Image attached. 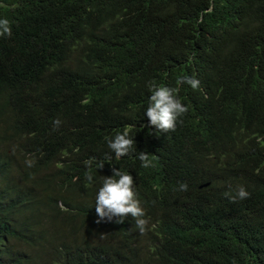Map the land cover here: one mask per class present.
<instances>
[{"label": "trees", "instance_id": "16d2710c", "mask_svg": "<svg viewBox=\"0 0 264 264\" xmlns=\"http://www.w3.org/2000/svg\"><path fill=\"white\" fill-rule=\"evenodd\" d=\"M3 18L0 264H264V0H0ZM152 83L188 107L175 132L147 127ZM112 168L144 234L95 223Z\"/></svg>", "mask_w": 264, "mask_h": 264}, {"label": "clouds", "instance_id": "9594fccd", "mask_svg": "<svg viewBox=\"0 0 264 264\" xmlns=\"http://www.w3.org/2000/svg\"><path fill=\"white\" fill-rule=\"evenodd\" d=\"M11 35L10 21L7 18L0 19V37H11ZM185 83L193 90L200 87L199 80L194 77L185 76L177 80L178 85ZM149 90L151 95L145 113L149 122L147 127L162 133L175 132L178 120L182 123L180 118L188 112V107L177 98L178 89L152 83ZM61 123L59 119L53 121L54 129L58 128ZM106 140L108 148L115 154L116 159L128 156L135 150L134 140L130 137L127 128L123 132L118 131L113 138L106 137ZM137 158L141 161V167L150 168L153 166L152 160L144 151L139 152ZM85 163L90 166L92 162L86 161ZM26 164L28 167H32L33 161L28 160ZM97 167L103 169L104 166L99 164ZM112 173V176L104 177L103 184L96 195L95 212L98 219L95 223L123 224L130 216L135 220L140 233L144 234L148 220L143 218L145 211L137 199L133 176L116 168H112ZM87 180L92 182V175H88ZM179 188L181 191H187V184H181ZM238 196L244 199L249 196V193L241 186L238 189Z\"/></svg>", "mask_w": 264, "mask_h": 264}]
</instances>
